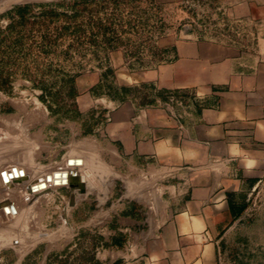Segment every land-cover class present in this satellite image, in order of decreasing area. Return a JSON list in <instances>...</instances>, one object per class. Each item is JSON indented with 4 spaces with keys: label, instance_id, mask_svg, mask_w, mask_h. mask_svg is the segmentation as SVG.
<instances>
[{
    "label": "rangeland",
    "instance_id": "374dc122",
    "mask_svg": "<svg viewBox=\"0 0 264 264\" xmlns=\"http://www.w3.org/2000/svg\"><path fill=\"white\" fill-rule=\"evenodd\" d=\"M166 39L255 52L264 0L0 1V175L20 167L26 176L0 181V264H112L152 228L176 179L153 160L116 171L114 186L97 167L77 189L44 176L69 156L88 163L85 144H96L110 102L158 103L161 91L129 73L169 61ZM86 93L93 106L81 110ZM217 241L222 264H264V176L230 196Z\"/></svg>",
    "mask_w": 264,
    "mask_h": 264
},
{
    "label": "crops",
    "instance_id": "0c3cea01",
    "mask_svg": "<svg viewBox=\"0 0 264 264\" xmlns=\"http://www.w3.org/2000/svg\"><path fill=\"white\" fill-rule=\"evenodd\" d=\"M164 42L169 61L129 73L131 82L161 91L158 103L110 102L111 120L96 144H85L88 163L73 171L67 159L83 156H69L61 169L78 179L62 186H88L96 167L114 186L116 171L140 172L153 160L176 179L165 186L169 195L152 228L112 264H222L217 238L230 196L264 176V41L255 52L205 40ZM77 101L81 110L93 106L87 93ZM143 194L139 182V203Z\"/></svg>",
    "mask_w": 264,
    "mask_h": 264
},
{
    "label": "bare ground",
    "instance_id": "6f19581e",
    "mask_svg": "<svg viewBox=\"0 0 264 264\" xmlns=\"http://www.w3.org/2000/svg\"><path fill=\"white\" fill-rule=\"evenodd\" d=\"M67 164L68 165H74V167L72 169L74 171L80 167L79 165L84 164V160L80 157H70L67 159ZM67 171H68V169L66 171L60 169V170H55L50 176H48V174H46L44 176V182L46 184L51 185V186L57 187V186L64 185L65 181L70 182V180H72V179H74V180L78 179V175H76V173L73 174V171H72V173L69 174ZM77 171H75V172H77ZM10 173H12V177H9ZM25 178H26V176L23 174L20 167L16 171H7L6 173H3L0 175L1 184L3 186L6 184V186H9V187L20 182V181H22V179L24 180ZM62 180H63V183H62ZM35 183L36 182L29 184L28 187L33 188L35 186Z\"/></svg>",
    "mask_w": 264,
    "mask_h": 264
},
{
    "label": "built area",
    "instance_id": "2783aa9c",
    "mask_svg": "<svg viewBox=\"0 0 264 264\" xmlns=\"http://www.w3.org/2000/svg\"><path fill=\"white\" fill-rule=\"evenodd\" d=\"M107 120H111V117L109 114H107Z\"/></svg>",
    "mask_w": 264,
    "mask_h": 264
},
{
    "label": "water",
    "instance_id": "95a60500",
    "mask_svg": "<svg viewBox=\"0 0 264 264\" xmlns=\"http://www.w3.org/2000/svg\"><path fill=\"white\" fill-rule=\"evenodd\" d=\"M9 177H12V173L9 174Z\"/></svg>",
    "mask_w": 264,
    "mask_h": 264
},
{
    "label": "trees",
    "instance_id": "16d2710c",
    "mask_svg": "<svg viewBox=\"0 0 264 264\" xmlns=\"http://www.w3.org/2000/svg\"><path fill=\"white\" fill-rule=\"evenodd\" d=\"M166 50H169V49H166ZM231 208L234 209L233 206H231Z\"/></svg>",
    "mask_w": 264,
    "mask_h": 264
}]
</instances>
